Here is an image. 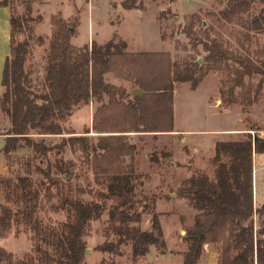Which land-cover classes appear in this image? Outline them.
<instances>
[{
	"label": "trees",
	"instance_id": "obj_1",
	"mask_svg": "<svg viewBox=\"0 0 264 264\" xmlns=\"http://www.w3.org/2000/svg\"><path fill=\"white\" fill-rule=\"evenodd\" d=\"M252 2L229 0L226 14L246 13ZM122 4L128 10L144 8L137 0H124ZM0 7L11 10L10 54L5 60L0 93V109L10 122L2 149L6 158H12L20 141L45 158L61 154L66 146L78 145L88 154L96 181L105 185V200H114L109 208V220L117 239L104 242L97 250L120 254V246L130 244L135 258L147 255L152 246L164 252L166 241L159 214H152L149 229L140 226L147 207L139 209L137 205L138 147L129 141L128 134L173 132L176 84L190 83L195 90L210 71L221 70L224 65L233 72L230 93L245 84L246 76H259L257 90H261L264 46L251 56L224 50L219 40L210 39L204 41L207 51L204 65L187 56L173 60L169 53L159 51L129 52L126 41L116 35L105 44L93 42L91 46L76 47L72 43L75 26L53 17L44 81L42 88H38L26 68L31 49L26 26L30 15L28 18L16 15L10 0H0ZM249 24L264 34V10L252 17ZM108 74L130 82L142 93L129 98L123 86L106 80ZM92 100L100 104L92 124L93 132L97 133L96 144L90 145L88 135H72L73 132L55 145L30 137L31 134H64L63 122L73 108ZM89 132V129L85 131ZM247 134V139L216 142L215 180L206 174L192 176L186 182L188 186L181 190L198 210L194 224L186 228L183 236L188 247L185 264H199L206 244L219 246V264H264V203L254 208L252 180L253 154H264V137ZM37 170L44 172L39 167ZM44 173L50 182L47 190L51 186L61 190L60 183L52 176L51 166ZM2 185L6 201L14 205L0 204V238H6L14 226L22 227L32 233L34 248L24 259L16 261L12 253L0 248V264L83 263L87 248L84 237L90 223L107 210L105 202L62 194L60 202L52 208L56 212L66 211L68 217L54 225L37 215L42 187L31 176L6 179ZM255 213L260 220L258 227Z\"/></svg>",
	"mask_w": 264,
	"mask_h": 264
},
{
	"label": "rangeland",
	"instance_id": "obj_2",
	"mask_svg": "<svg viewBox=\"0 0 264 264\" xmlns=\"http://www.w3.org/2000/svg\"><path fill=\"white\" fill-rule=\"evenodd\" d=\"M10 1L16 15L24 18L30 15L26 26L29 27L27 36L31 49L26 68L38 88H42L44 81L53 17H60L75 26L72 27L75 31L72 43L76 47L91 46L93 42L105 44L116 35L126 41L129 52L159 51L169 53L173 60L187 56L204 64L207 55L204 41L209 42L210 39L219 40L224 50L251 56L264 46V34L249 26L252 17L264 10L262 0H253L250 10L238 16L226 14L229 0H137L144 8L133 10L123 7L124 0ZM7 11L9 18L0 19V93L3 91L5 60L10 54V8ZM228 64L233 65V62ZM232 75L233 72L230 73L224 65L221 70L210 71L195 90L190 83L176 84L174 127L180 134L173 137L156 135L159 133L128 134L129 141L138 147L136 166L140 179L136 191L137 205L139 209L147 207L140 226L149 229L152 214H159L166 241L164 252L152 246L147 255L135 258L130 244L121 245L120 254L98 251L99 245L117 239L109 220V208L114 200H105V185L96 181L88 154L78 145L66 146L61 154L45 158L37 156L32 148L20 141L12 158L7 159L2 149L10 122L1 109L0 204L14 205L6 201L2 181L29 175L42 187L37 215L45 223L57 225L67 220L66 211L56 212L52 208L53 204L60 202L62 194L78 195L84 201L106 203L107 210L101 218L90 223L84 237L88 252L85 251L82 264H185L188 247L183 236L186 228L194 224L198 210L183 196L182 188L188 186L187 181L192 176L206 174L215 180L213 157L216 142L247 139L250 132L252 137L264 135V85L257 90L259 76H246L245 84L230 93L234 84ZM106 80L122 85L131 94L135 92L130 82L117 79L113 74L106 75ZM97 105L93 100L74 107L72 114L63 122L64 134H31L30 137L36 141L43 140L46 145H55L73 132L72 135H88L90 145H94L97 133L91 131V126ZM88 129L90 132L85 133ZM211 130H222L225 134L220 137L204 133ZM190 131L197 134L190 136ZM195 148H198L197 152H194ZM254 154L252 180L256 209L264 203V154ZM49 166L61 190L56 186L47 190L50 182L44 172ZM38 167L44 172L38 171ZM254 222L258 227L260 220L256 213ZM31 237V232L14 226L6 238H0V248L12 253L15 261L24 259L26 254L33 252ZM219 257V246L206 244L199 264H219Z\"/></svg>",
	"mask_w": 264,
	"mask_h": 264
},
{
	"label": "crops",
	"instance_id": "obj_3",
	"mask_svg": "<svg viewBox=\"0 0 264 264\" xmlns=\"http://www.w3.org/2000/svg\"><path fill=\"white\" fill-rule=\"evenodd\" d=\"M8 7H0V19L1 18H4V17H6V19H8L9 18V14H8ZM113 84V83H112ZM114 85H116V84H114ZM117 86H122V85H117ZM135 90V92H134V94H131V92H129V91H127V93L128 94H130L129 96H130V98H133V97H135V96H137V95H140L141 93H142V91L140 90V89H136V88H134L133 89V91ZM175 98V97H174ZM105 101H106V103L108 102V98H106L105 99ZM92 102H93V100H92ZM97 103V102H96ZM98 105H100L99 103H98ZM97 105V106H98ZM97 106H96V108H97ZM175 99H174V119H175V115H176V110H175ZM96 108H95V110H96ZM93 110H94V108H93ZM95 110L93 111V115H94V112H95ZM93 115H92V124H93ZM91 131H93V129H92V126H91ZM224 131H222V130H219V131H204V133L205 134H210V135H212V136H214V135H222V134H225V133H223ZM189 134H190V136H195L196 134H197V132L196 131H190V132H188ZM251 133V132H250ZM178 134H180L179 133V131H177V129L174 127V131L173 132H168V133H159V134H156V135H168V136H176V135H178ZM199 134V133H198ZM97 135V134H96ZM221 137V136H220ZM263 137H264V135H263ZM198 151V148H195L194 149V152H197ZM254 155H256V153L254 154ZM255 158H256V156H255ZM211 253H215V252H211Z\"/></svg>",
	"mask_w": 264,
	"mask_h": 264
},
{
	"label": "water",
	"instance_id": "obj_4",
	"mask_svg": "<svg viewBox=\"0 0 264 264\" xmlns=\"http://www.w3.org/2000/svg\"><path fill=\"white\" fill-rule=\"evenodd\" d=\"M88 252V249L86 250V253Z\"/></svg>",
	"mask_w": 264,
	"mask_h": 264
}]
</instances>
